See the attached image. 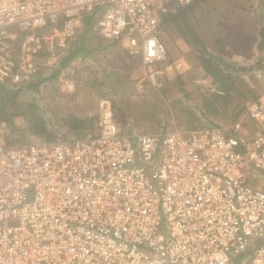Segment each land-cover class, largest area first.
I'll return each instance as SVG.
<instances>
[{
  "label": "built area",
  "instance_id": "obj_1",
  "mask_svg": "<svg viewBox=\"0 0 264 264\" xmlns=\"http://www.w3.org/2000/svg\"><path fill=\"white\" fill-rule=\"evenodd\" d=\"M195 1L0 0V86L58 70L89 18L90 35L125 39L159 85L162 23ZM255 75L257 97L226 127L124 133L105 97L81 139L15 144L1 121L0 264H264V73Z\"/></svg>",
  "mask_w": 264,
  "mask_h": 264
},
{
  "label": "rangeland",
  "instance_id": "obj_2",
  "mask_svg": "<svg viewBox=\"0 0 264 264\" xmlns=\"http://www.w3.org/2000/svg\"><path fill=\"white\" fill-rule=\"evenodd\" d=\"M256 6L259 14L254 15ZM229 10L232 16L227 18L224 11ZM241 17L247 19L242 26L244 30L241 29L242 32L234 27L235 19ZM188 19L193 32L195 28L196 30L202 28L200 22H205L207 24L205 30L208 28L210 32L214 29L220 34L227 33V39L224 37L225 48H229L227 42L232 39L237 42L248 35L249 40L257 39L258 31L264 38V0H196ZM84 27V21H80L75 42L79 44L80 41L82 53L75 57H85L90 62L80 61L74 64L71 62L69 68L60 66V72L54 81L44 82L37 93L30 94L28 98H20L24 102L33 101L48 119L53 120V125L58 128L60 126L58 138H65L67 135L66 129L61 126L67 115L85 118L89 114H95L97 102L102 97L111 101L117 121L121 122V131L124 133L185 131L188 127L199 124L203 127L209 125L226 127L239 118L245 105L250 101L246 99V91L244 94L243 90L244 87L247 88L249 81H252L251 78L254 79L253 74L260 70L253 72L252 67H249L250 72L245 74L247 67H244L243 72H238V68L243 70V66L238 65L235 58L229 60L223 57L219 61H213V66H217L224 73H229L233 78V94L230 97H218V94L210 92L211 88L216 86L204 76L197 61L193 64L187 62V66L183 65L184 67L177 65V69L169 68L166 63L162 64L160 66L162 81L159 85H152L147 81V76L138 69L137 60L125 55L123 49L119 48L120 45L107 44L100 38L90 35L89 30L83 32ZM183 27L184 23L178 17L164 20L160 38H165L173 45ZM54 31L60 32V29L47 28L40 33L51 34ZM220 45L221 43L215 41L208 44V48L211 52H217ZM227 66H231L233 70H229ZM176 71L187 72L186 79H182L186 83L179 85L176 82ZM40 73L48 76L44 68H40ZM139 76L145 78L146 82H141ZM60 78L73 80L74 91L71 93L62 91ZM195 91L199 95L192 94ZM240 109L242 112L234 118ZM14 122L18 126H24L25 118L18 116Z\"/></svg>",
  "mask_w": 264,
  "mask_h": 264
},
{
  "label": "trees",
  "instance_id": "obj_3",
  "mask_svg": "<svg viewBox=\"0 0 264 264\" xmlns=\"http://www.w3.org/2000/svg\"><path fill=\"white\" fill-rule=\"evenodd\" d=\"M189 8L185 7L179 9L177 14L170 16L171 18H180L184 23L181 33L184 38L190 37L196 46L200 50H195L197 60L202 66L207 75H209L214 81H218L226 97H230L232 94L233 83L227 73H224L217 66H213V60L210 56H207L205 48L195 38L192 32V28L189 27L187 12ZM166 19V20H167ZM95 18H89L84 20L86 30L90 29L95 23ZM81 45H74L71 47L69 54L64 57L61 62V66H66L69 61L77 54H81ZM44 51L41 56H45ZM59 70H55L48 76L38 73L37 77L28 84L25 88L6 89L0 86V122L4 121L8 125V132L11 138V142L15 144H23L28 137L37 136L43 141L53 142L58 139L59 128L52 124V119H48L40 110V108L34 104L33 101L24 102L20 98H28L30 94L37 93L39 87L48 81H54L59 74ZM177 80L181 81L180 77ZM180 83V82H179ZM208 106V105H207ZM211 108V106H208ZM18 116L25 118V125L18 126L14 119ZM95 119L93 117L80 118L72 114L67 115L61 122V126L66 130V136L63 139L76 140L85 136L86 132L94 127Z\"/></svg>",
  "mask_w": 264,
  "mask_h": 264
},
{
  "label": "crops",
  "instance_id": "obj_4",
  "mask_svg": "<svg viewBox=\"0 0 264 264\" xmlns=\"http://www.w3.org/2000/svg\"><path fill=\"white\" fill-rule=\"evenodd\" d=\"M199 1H205V0H199ZM193 7H194V3H192L190 6L187 7V8H189V11L186 14L187 19H188V15L190 13H192ZM256 14H259L257 6L255 7V10H254V15H256ZM224 16L227 18L231 17L232 12L230 10L228 12L224 11ZM235 20L236 21H235L234 27L236 29L240 30V32H242V30H243L242 26L245 24L247 19H244L241 17V18H236ZM239 21H241V23ZM200 23L202 24V28L200 30H196L197 28H195L194 32L192 30L193 35L202 44V46L205 48L207 56H210L212 59H214L213 60L214 62L216 60L219 61L220 58H223V57H227V58H229V60L232 58H235V60H236L235 62L238 65L243 66V70L238 68V72H243L244 67H247V69L245 68V71H244L245 74H247L248 72H250L249 67H252V70L255 68V69H258L264 73V38H263V36H261V33H259V31L257 32V35H258L257 39L249 40L247 38L249 35L246 36L244 34L246 36V38H242V39H240V41L244 42L245 44L241 43L240 41L235 42V40L232 39V40H229L228 42L226 41L227 45H229V48H225L223 46L225 45L224 41H225L227 33L223 32L222 34H220L218 31H215L214 29H212V31L210 32L208 28L205 30V27L207 26V24L205 22H200ZM188 24L190 25L189 21H188ZM241 36L243 37V35H241ZM160 37H161V35H160ZM217 40H219V41H217ZM160 41L166 47L167 60L165 63L168 64L169 68L174 67V69H177V65L184 67V66H187V62H189L190 64H193L195 61H197V63H198L197 65L199 67H201L202 71L205 74L204 76H206V78L208 80H210V83H212L213 85L216 86V88H214V87L211 88L215 91L212 92L210 90V92L218 94V97H225L226 96L225 92L223 91L222 87L220 86V83H218V81H214V79H212L209 75H207L206 72L204 71V69L202 68V66L199 64L197 57H196L195 50H200V49L198 46H196V44L193 43V41L190 37L185 39L183 34L179 33V35L176 38V40L174 41L173 45H171V43L168 40H166L165 38H162V39L160 38ZM215 41H216V43H218V42L221 43V45L218 48L217 52H211L208 48V44H211ZM79 45H81L80 41H79ZM115 45H117V46L120 45L119 48L123 49L125 55L129 56V54H128V42L125 39L116 42L114 44V46ZM86 57H89V56L86 55ZM131 58L137 60L138 67H139L138 69L141 70V73L142 72L144 73V69H143L142 62H141L140 58H133V57H131ZM73 60H74V57L63 68H65L67 66H68V68L71 67L72 64H70V63L71 62L73 64L75 63ZM86 63H88V62H86ZM248 65H251V66H248ZM60 66H59V69H60ZM227 67L229 68V70H231V71L233 70V68L231 66H227ZM176 73H177L176 79H177V77L181 78V81L177 80L176 82H178L179 85L186 83L182 79H186V77L188 76L187 72L182 73L180 71H178V72L176 71ZM227 74L231 78L232 83L234 84L232 76L229 73H227ZM253 75H254V79L251 78L252 81H249L250 83L247 84V88L244 87V90H243L244 94L246 91V95H247V96L245 95L246 99L250 100V101L257 97L258 90H259V88H261L260 83H259V79H257V77H255L256 76L255 74H253ZM139 78H140L139 80L141 82H146L145 78H142L141 76H139ZM67 80H70V79H67ZM71 81L74 83L73 80H71ZM231 92L233 94V89ZM236 92L239 93L240 91L236 90ZM192 94L199 95L196 91L193 92ZM240 94H242V93H240ZM202 100H204V98ZM241 112H242L241 109L238 112H236L234 118L238 117V115ZM115 120H116L117 126L120 128L121 122L117 121L116 116H115ZM201 128H204L201 124H199L198 126L192 125V126L188 127L185 131L179 130V132H181L182 134L183 133L185 134V133H188L192 130L201 129Z\"/></svg>",
  "mask_w": 264,
  "mask_h": 264
}]
</instances>
